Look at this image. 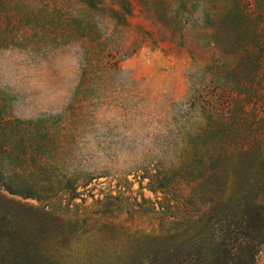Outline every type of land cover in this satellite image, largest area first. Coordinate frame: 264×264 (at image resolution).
<instances>
[{
  "label": "rangeland",
  "instance_id": "1",
  "mask_svg": "<svg viewBox=\"0 0 264 264\" xmlns=\"http://www.w3.org/2000/svg\"><path fill=\"white\" fill-rule=\"evenodd\" d=\"M252 32L233 0H0V107L6 119L62 115L64 149L86 176L80 197L55 202L66 238L43 246L51 264H123L133 235L185 215L202 107L247 96L257 65L264 80ZM259 108L264 118V96Z\"/></svg>",
  "mask_w": 264,
  "mask_h": 264
},
{
  "label": "trees",
  "instance_id": "2",
  "mask_svg": "<svg viewBox=\"0 0 264 264\" xmlns=\"http://www.w3.org/2000/svg\"><path fill=\"white\" fill-rule=\"evenodd\" d=\"M80 1L90 8L101 3ZM233 6L237 24L253 29L262 56L264 0H233ZM258 68L251 71L250 81L257 83L247 96L214 98L202 107L203 120L190 137L185 215L171 216L161 233L133 235L120 254L123 264H258L264 248V80H258ZM61 116L6 119L0 107V264H51L43 246L66 238L55 224L63 217L55 202L80 197L86 176L64 149ZM5 195L41 206L26 210Z\"/></svg>",
  "mask_w": 264,
  "mask_h": 264
}]
</instances>
